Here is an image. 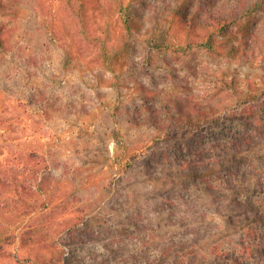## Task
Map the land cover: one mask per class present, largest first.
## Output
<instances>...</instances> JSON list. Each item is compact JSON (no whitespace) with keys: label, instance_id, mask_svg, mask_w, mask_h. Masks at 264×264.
Masks as SVG:
<instances>
[{"label":"trees","instance_id":"trees-1","mask_svg":"<svg viewBox=\"0 0 264 264\" xmlns=\"http://www.w3.org/2000/svg\"><path fill=\"white\" fill-rule=\"evenodd\" d=\"M19 1L0 0V69L8 52L19 55L26 49L16 41L15 49L6 25ZM123 2H117V10L129 33L140 28L142 19L157 23L158 51L173 48L174 33L183 29L189 39L185 47L203 46L223 57L241 52L249 59L264 58V0H129L124 7ZM63 28L55 30L63 33ZM110 32L96 58L106 65L113 53L109 66L131 46L127 40L106 44ZM27 57L31 65L34 56ZM12 68L8 75L17 72ZM109 73L95 77L107 81ZM39 85L24 97L10 92L0 104V130L5 128L0 135V264L11 256L18 237L24 246L33 243L49 252L42 264H264V90H250L245 97L238 90L210 91L201 98L193 90L164 92L143 84L141 106L128 114L127 125L150 122L160 134L134 144L123 142L120 126L113 127V135L124 145L116 160L120 166L125 161V170L148 154L144 170L130 178L147 192L141 198L135 189L116 196L114 189V221L101 222L100 204L84 201L68 177L70 169L46 148L48 130L29 123L38 124L35 116L49 118L58 110L62 116L64 110L60 94L45 82ZM252 85L258 88L259 82ZM71 107H77L71 112L90 114L86 99ZM59 197L64 209L81 197L73 218L58 221L57 212H43ZM39 213L42 230L36 223ZM100 242L108 255L96 251Z\"/></svg>","mask_w":264,"mask_h":264},{"label":"rangeland","instance_id":"rangeland-1","mask_svg":"<svg viewBox=\"0 0 264 264\" xmlns=\"http://www.w3.org/2000/svg\"><path fill=\"white\" fill-rule=\"evenodd\" d=\"M128 1L124 0L123 7ZM112 2L113 5H110L109 0L19 1L16 16L8 18L6 25L10 27L15 49L17 50L15 41L23 44L26 49L20 50L19 55H14V49L8 52L4 56V66L0 69V91L6 92H0V104L1 100L5 102L8 93L15 92L24 97L32 88L40 86L41 82L46 83L48 90L60 94L64 103L62 116L58 110L49 118L35 116L34 120H38V124L29 123L35 129L45 126L48 130L43 139L47 144L46 148L51 150L56 162L59 161L63 163V167L70 169L68 177L78 185L84 201L95 200V204H100L97 216L101 222L114 221L111 209L114 189L116 196L118 192L120 195L135 189V195L141 198L147 192L142 182L131 183L130 178L133 176L131 174L144 170L148 154L137 159L133 169L125 170V161L120 166L116 160L124 152V145H121L122 142L117 143L113 135V127L120 126L123 142L134 144L146 142L160 134L150 122L131 129L127 125L128 114H134L136 108L141 106L143 84L164 92L193 90L201 98L210 91H242L245 97L250 90H264V83H260V78L264 75V58L249 59L241 52L223 57L209 53L203 46L185 47L189 39L183 29L174 33L173 48L158 51L154 48L160 38L157 23L143 22L142 19L140 28H135L131 34L125 28L121 16L123 12L117 10V2L120 0ZM82 4L85 9L81 7ZM160 5L159 10H162L163 3L160 2ZM145 14L149 13L145 11ZM63 25L64 32L58 33L55 28ZM158 25L162 26L163 22ZM107 31H111L112 35L105 41L106 44L111 45L115 40L124 44L127 40L131 45L124 48L126 52L119 57L121 59L117 64L116 61L112 63V68L116 66L112 75L109 69L112 65H109L113 53L106 65L96 59ZM28 55L34 56L31 65L28 64ZM12 67L17 72L8 75L13 73ZM104 70L110 72V78L98 81L95 73L101 74ZM253 81L259 82L258 88L252 85ZM84 91L87 93L85 98ZM84 99L90 109L89 116L79 111L71 112L77 108L71 109L72 104H79ZM234 100L237 102V97ZM240 100L241 98L238 101ZM127 107L129 110H125ZM4 130L5 128L0 130V135ZM28 131L33 132L31 128ZM27 141L34 142V139L28 137ZM62 166L57 172H62ZM122 168L124 172L120 173ZM81 202L80 197L70 209H64L63 199L59 197L43 212H57L55 219L58 221L71 219L78 213L75 212L76 207ZM56 204L62 209L54 208ZM83 214L82 211L80 215ZM36 216V223L42 230L43 214ZM96 246L97 252L109 254L101 242ZM10 248L12 254L2 264H42L40 260L49 254L33 243L24 246L20 237Z\"/></svg>","mask_w":264,"mask_h":264}]
</instances>
